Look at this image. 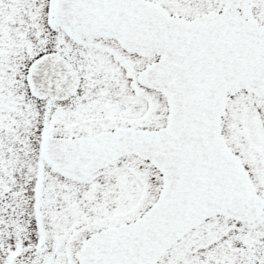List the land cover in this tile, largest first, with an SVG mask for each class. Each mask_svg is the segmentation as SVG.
I'll return each mask as SVG.
<instances>
[{
  "label": "snow or ice",
  "instance_id": "snow-or-ice-1",
  "mask_svg": "<svg viewBox=\"0 0 264 264\" xmlns=\"http://www.w3.org/2000/svg\"><path fill=\"white\" fill-rule=\"evenodd\" d=\"M0 264H264V0H0Z\"/></svg>",
  "mask_w": 264,
  "mask_h": 264
}]
</instances>
